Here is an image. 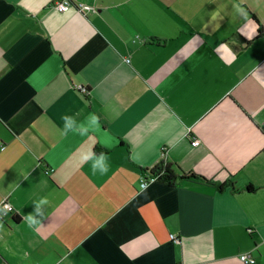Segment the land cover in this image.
<instances>
[{"label": "crops", "instance_id": "1", "mask_svg": "<svg viewBox=\"0 0 264 264\" xmlns=\"http://www.w3.org/2000/svg\"><path fill=\"white\" fill-rule=\"evenodd\" d=\"M53 1L0 0V264H264V0Z\"/></svg>", "mask_w": 264, "mask_h": 264}, {"label": "clouds", "instance_id": "2", "mask_svg": "<svg viewBox=\"0 0 264 264\" xmlns=\"http://www.w3.org/2000/svg\"><path fill=\"white\" fill-rule=\"evenodd\" d=\"M242 11V9H238ZM63 120L62 132L64 135H79L86 136L89 134L90 130L98 129L99 125L97 123V116L94 114H90L82 121H77V119L73 115L63 114L61 116ZM80 162L87 163L89 165L90 171L93 175L103 176L109 170L108 158L105 154H97L91 149L84 151L80 155ZM145 187V185H141V188ZM36 208L32 214L27 215L26 221L29 228H32L33 225L40 223V219L35 216L36 211H40L41 205L48 204L47 197H40L38 200L34 201ZM5 209L10 210V206L5 205L3 209L0 211H4Z\"/></svg>", "mask_w": 264, "mask_h": 264}, {"label": "trees", "instance_id": "3", "mask_svg": "<svg viewBox=\"0 0 264 264\" xmlns=\"http://www.w3.org/2000/svg\"><path fill=\"white\" fill-rule=\"evenodd\" d=\"M263 32L261 26L259 25V33ZM141 171H146L147 174L153 175L156 177L155 180H162L165 181L168 184H173L175 181L178 179L182 178H193L197 180H201L203 182L207 183H214L208 178L197 174L195 172H185V171H180L176 169L175 166H173L166 158H161L158 162H156L153 166L151 167H146V168H140ZM218 189L221 191L224 186H226V182H221V183H214ZM247 189L251 190L252 186L248 185Z\"/></svg>", "mask_w": 264, "mask_h": 264}, {"label": "built area", "instance_id": "4", "mask_svg": "<svg viewBox=\"0 0 264 264\" xmlns=\"http://www.w3.org/2000/svg\"><path fill=\"white\" fill-rule=\"evenodd\" d=\"M72 4H74L75 7L77 8V10H79V11L92 9L91 5L84 4L81 2H74L73 3V1H71V0H54L53 1V6L60 11L68 10ZM126 61H128V59H126ZM78 88L83 92L87 91V89L85 87L78 86ZM191 144L192 145H198L199 140L197 138H194L193 140H191ZM155 179H156L155 176L149 175V174H147L146 171H143L140 173V176H139V187L141 188L142 184L145 185V187H146L150 182L154 181ZM5 205L10 206V210L5 209L4 211H1V214L5 213L6 211H11L13 209L12 205L9 202H7L6 200H2L0 202V209H3ZM169 237H170V239H172L174 241L179 240V237L173 233L169 234ZM238 258L243 263H253L255 261L254 256L252 255L251 252H242L238 255Z\"/></svg>", "mask_w": 264, "mask_h": 264}]
</instances>
